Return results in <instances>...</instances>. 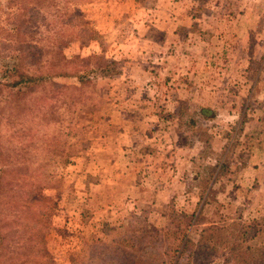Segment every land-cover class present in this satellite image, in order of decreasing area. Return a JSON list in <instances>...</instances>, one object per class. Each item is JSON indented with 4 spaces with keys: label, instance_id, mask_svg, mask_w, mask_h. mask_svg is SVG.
<instances>
[{
    "label": "rangeland",
    "instance_id": "rangeland-1",
    "mask_svg": "<svg viewBox=\"0 0 264 264\" xmlns=\"http://www.w3.org/2000/svg\"><path fill=\"white\" fill-rule=\"evenodd\" d=\"M257 2V16L250 17L252 0H0L3 264H130L125 254L136 264H264V250L257 249L264 247V182L242 186V169L255 155L253 142L264 139L247 113L242 118L237 110L240 104L257 106L248 96L251 80L218 87L222 92L228 86L218 102L236 110L239 120L217 108L210 120L194 115L188 102L180 112L173 107L174 112L157 113L170 121L164 127L171 141L179 136V149L196 158L184 182L191 191L174 198L163 194L164 201H175L164 217L146 210L128 215L126 224L119 219L121 225L104 226L101 219L107 216L96 209L99 193L93 192L95 171L108 170V147L115 148L117 137L122 138L119 122L128 120L119 103H126L133 89L122 78L132 70L130 48H145L143 59L157 62L174 51V28H221L228 42L246 36L242 51L241 41L221 45L218 32L205 34L215 48L209 72L219 78L227 69L220 62L241 52L264 57V47L257 48L264 33L254 39L232 30L256 18L255 28H264V0ZM249 60L243 66L249 74L251 68L261 73L264 90V58L255 65ZM236 68H228V79L237 76ZM18 69L42 75L46 82L15 87ZM75 72L84 79L62 75ZM165 81L161 90L167 93L174 86ZM151 133L165 136L162 127ZM180 165L182 176L187 166ZM166 174L169 182L175 179ZM111 198L118 200L115 193ZM94 209L101 215H91ZM209 227L213 230L205 233Z\"/></svg>",
    "mask_w": 264,
    "mask_h": 264
},
{
    "label": "crops",
    "instance_id": "crops-1",
    "mask_svg": "<svg viewBox=\"0 0 264 264\" xmlns=\"http://www.w3.org/2000/svg\"><path fill=\"white\" fill-rule=\"evenodd\" d=\"M252 3L250 17H255L257 16V11H254L258 6V2L257 0H252ZM248 11L249 8H245L244 14L247 15ZM176 19L178 18L175 16V21ZM256 26H258L257 18L251 21L250 26L232 28V30L247 34V36L248 34H253L254 39L255 37L259 39L257 34L264 33V28H255ZM152 29L156 30L157 28ZM159 29L166 30V28ZM214 31L220 34V36L217 35V39H221V45H224V43L230 45L232 41H241L239 42L241 50L244 51L243 49L247 48L248 40L246 41V36L243 39L237 37L228 42L225 39L226 36L221 35L224 32L221 28L220 31L216 28H174L175 49L172 53L164 54V57L158 59L161 61L149 62L143 59L148 56V50L142 47H131L135 48V50L133 49L134 52L130 48V53H127L131 59L129 64L132 70L129 73L123 72L122 78L128 81L133 89L124 98L128 99V101L124 104L120 102L119 108L122 113H125L128 120L119 122L122 124L119 128L122 138L117 137L114 149L108 147V170L104 172L102 168L95 171L99 176H95L96 179L93 184V192L95 194L99 193L98 198L94 199L96 209H101V212L104 211V215L107 216L101 219L106 221L104 226L121 225L119 224L120 221L126 224L129 221L128 215H139L141 211L144 213L146 210H148L149 214L155 212L154 214L164 217L167 212L165 210L175 206L173 199L168 201L162 199L164 193L174 198L178 193L187 194L191 191L187 187L188 190L185 188L184 182L185 178H188L189 174L194 170L192 165L196 158H193L195 156L192 155L195 154L190 155L189 152L179 149L181 144L179 136H175V140L171 141L164 127L170 121L159 117L157 113L174 112L173 107H175V112H180L181 104L188 102L189 106L187 107H194L196 111L201 108L214 111L217 108L219 112L222 109L227 116L230 115L239 120L238 116L240 115L235 114L236 110H231L227 106L224 107L223 102H218L219 97L227 95L225 92L228 90V86H225L222 92L218 87L228 85L231 82L238 83L237 81H242L243 79L246 81L251 80V91L248 96L250 97L249 99L257 103V106L253 109H245L240 104L237 110L240 109L239 112L242 113V118L243 114L247 113L249 119H251L250 122L264 134V90L260 89L262 87L260 84L261 73H256L251 68L252 74H249V70L243 66L248 64V59H250L249 61L252 62V65H255L264 57L258 58V56L254 55L246 57L244 56L245 53L241 52L240 56L233 60H225L224 63L220 62L227 69L223 74H219V78L211 76L209 71L213 63L210 56L213 55L211 50L215 48L210 47L211 44L205 34L207 32L214 33ZM146 38L151 39L148 35ZM140 39L143 40V37H140ZM258 47H264V40H261V44L258 43ZM224 49H227L226 46ZM217 59L219 60V56H217ZM155 65L157 66L154 67ZM234 65L237 67L236 73L238 74L228 79L227 77L232 75L226 72L228 68H232ZM165 75H167V78L164 77ZM215 80L217 81L214 83ZM163 81L165 83L172 81L174 86L167 93H164L165 90H161L162 86H164L162 84ZM137 84L139 85L138 88H136ZM238 86H243V84L240 82ZM240 93H242L241 90H239L238 94ZM156 97H158L156 101L152 102L150 100ZM261 101L262 103L259 105ZM136 113H139L140 117L135 120ZM126 114L129 115L127 116ZM130 115L133 117L131 118ZM161 127L165 136L159 135V137H156L151 133L154 129L157 130ZM260 141L258 138L253 142L255 155L251 156L252 159L248 158L247 167L242 169V176L246 177L244 179L245 183L242 184L243 187L247 185L249 188H253L264 182V139L263 143ZM118 144L119 146H117ZM173 145H175V148L172 147ZM180 162H182L183 166H187V172L185 171L182 176L179 172L182 166ZM166 172L170 173L169 175L175 174V179L173 178L172 182H169V179L163 176L167 175ZM185 175L186 177H184ZM128 176L131 179L129 181H127ZM113 193L118 198L115 202L111 198ZM203 203L206 204L207 200H204ZM174 211L173 209L172 212ZM101 212L94 209L91 215L94 214L96 217L101 215ZM87 214L85 213V216ZM98 219L100 220V218ZM119 219L121 220L118 221ZM92 223L97 227L101 224V222Z\"/></svg>",
    "mask_w": 264,
    "mask_h": 264
},
{
    "label": "trees",
    "instance_id": "trees-1",
    "mask_svg": "<svg viewBox=\"0 0 264 264\" xmlns=\"http://www.w3.org/2000/svg\"><path fill=\"white\" fill-rule=\"evenodd\" d=\"M114 63V62H113ZM18 72V75H19V77L20 78H18L17 80H15V82H13V86H18L19 84H26V85H33V87H38L39 85H41V84H43V83H45L46 81H45V77L44 76H42V75H34V74H29V73H27V72H23V70H17ZM108 71V70H107ZM115 73H117V74H119L118 73V71L117 72H115ZM105 74H110V72H107V73H105ZM62 75H64V76H68V77H75V78H77V79H79L80 81H82L83 79H84V77L85 76H82V74L81 73H77V72H75V75H67L66 73H64V74H62ZM54 78V77H53ZM49 80H51V78H49ZM192 114H197V115H202V116H204V118H208L209 119V117H210V115H214V111L213 110H211V109H207V108H201L199 111H195L194 113H192ZM211 119V118H210ZM209 119V120H210ZM195 123H197V121H195ZM1 178H3V175H1ZM1 178H0V180H1ZM212 179V177H210L209 179H208V181L209 180H211ZM1 189L2 188H0V192H1ZM245 228H242V235H246V231L244 230ZM213 230V228L212 227H209V228H207V229H205V233L207 232V231H212ZM204 235V234H203ZM3 239H4V237H3V235H2V230H1V225H0V241L1 242H3ZM203 239V238H202ZM181 240H183V238L181 239ZM186 242H188V240L186 241ZM256 245V244H255ZM186 246V245H185ZM259 247V248H258ZM257 249H261V250H264V247L263 246H257ZM125 256H127L128 257V260H127V262H130V264H136L134 261H133V259H131L128 255H126L125 254ZM2 260L0 259V264H3V262H1Z\"/></svg>",
    "mask_w": 264,
    "mask_h": 264
}]
</instances>
